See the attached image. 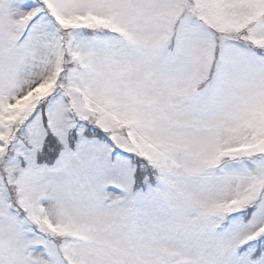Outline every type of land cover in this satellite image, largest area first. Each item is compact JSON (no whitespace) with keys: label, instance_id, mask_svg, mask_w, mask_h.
I'll use <instances>...</instances> for the list:
<instances>
[{"label":"snow or ice","instance_id":"obj_1","mask_svg":"<svg viewBox=\"0 0 264 264\" xmlns=\"http://www.w3.org/2000/svg\"><path fill=\"white\" fill-rule=\"evenodd\" d=\"M0 264H264V0H0Z\"/></svg>","mask_w":264,"mask_h":264}]
</instances>
